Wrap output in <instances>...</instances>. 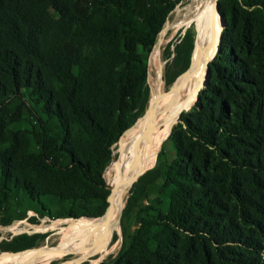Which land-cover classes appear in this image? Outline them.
<instances>
[{
  "label": "trees",
  "instance_id": "obj_1",
  "mask_svg": "<svg viewBox=\"0 0 264 264\" xmlns=\"http://www.w3.org/2000/svg\"><path fill=\"white\" fill-rule=\"evenodd\" d=\"M182 2L0 0V225L30 208L103 214L113 145L145 113L149 53ZM218 9L225 28L206 84L133 183L121 247L102 264H264V0ZM193 43L185 30L166 84L192 62ZM39 236L18 234L0 250L33 249Z\"/></svg>",
  "mask_w": 264,
  "mask_h": 264
},
{
  "label": "bare ground",
  "instance_id": "obj_2",
  "mask_svg": "<svg viewBox=\"0 0 264 264\" xmlns=\"http://www.w3.org/2000/svg\"><path fill=\"white\" fill-rule=\"evenodd\" d=\"M215 2L216 0H189L176 10V15H179L181 19L177 25L184 21L195 22L196 25V52L192 61V77L178 90L175 84L171 94H163L164 96L152 101L146 113V121L140 128L132 131V135L138 138L139 142L134 146L128 162L120 166L119 174L108 183L111 190L115 192L108 214L99 218L80 217L66 220L70 223L65 227H58L61 229L62 236L57 244L44 245L24 252L20 251V253L3 252L0 256L5 253L10 255L0 257V264H47L62 252L95 249L107 241L112 227L117 225L119 210L129 185L139 173L152 166L157 148L161 147L171 131L173 119L166 123L168 129L160 142L161 127L173 117L179 104L187 103L195 94L198 95L205 81L206 59L219 42L216 35L217 27L220 23L223 24L217 15ZM158 51L156 46L154 52L152 51L153 61L157 58ZM187 109L184 105L177 113L176 119L181 111ZM82 259L84 258L71 264H76Z\"/></svg>",
  "mask_w": 264,
  "mask_h": 264
},
{
  "label": "rangeland",
  "instance_id": "obj_3",
  "mask_svg": "<svg viewBox=\"0 0 264 264\" xmlns=\"http://www.w3.org/2000/svg\"><path fill=\"white\" fill-rule=\"evenodd\" d=\"M188 1L189 0H184V2L177 4L174 7V9L169 13V15H168V17H167V19L163 25V28L159 32L157 39H156V42H155L153 48L151 49V52L149 53V57H148V83H149V87H150V93L152 95V100L149 103V105L145 108V113L137 121V124H135L132 127V129L119 142H116L113 145V155H114L113 159L104 171V178L106 181V185L110 189V191H111V188L109 187V184H108L109 181L113 177H115L116 175L119 174L120 166L123 163L128 162L130 154H131L134 146L136 145L137 142H139L138 138H136L132 135L133 134L132 131L134 129L140 128L143 125V123L146 121V118H147L146 113L148 112V109H149L151 103L156 101L161 96L169 95L172 93L171 90H172L173 85H171L169 92H166L165 88H163L164 84H165V80L164 79L160 80L159 76H160V74L163 75L166 62L171 61L174 57L175 46H176V44H178L180 42V38L182 36L181 31L183 29H185V30L192 29L194 32V40H196L195 22L184 21V22L180 23L179 25H177L181 19H180L179 15H176V10ZM222 28H223V24L220 23V25L217 27V32H216L218 39H219L220 32H221ZM194 43H195V41H194ZM156 46H158L159 51H158L157 58L154 59V61H153L151 59V57H152V54H153ZM168 46L171 50V54L168 58H166L164 56V52H165V48H167ZM195 46H196V44H195ZM182 53L184 54V48H182ZM190 57H191V55H190ZM189 64H190V60H189ZM192 64L193 63L191 62V68H192ZM191 77H192V69H191L190 73L187 75V77L182 82L176 84L177 90L183 84H185L188 80H190ZM196 96H197V94H195V96L193 98H191V100H189L187 103L183 102V103L179 104L174 115H173V117L163 124V126L161 127L160 132H159L160 133V142L163 140L164 135L167 132L168 122L173 119L172 124H171V128H172V125L175 124L178 120V118L176 119V115L179 112V110L182 107H184V105H186V107L189 108L192 105V103L195 101ZM184 111H186V110H184ZM160 149H161V147H160ZM160 149H158V150L160 151ZM158 150H157V153L159 152ZM156 160H157V156H156ZM156 160H154V162H153L154 164L150 168L155 166ZM135 179L131 182V184L128 187V190L124 196L121 208L124 207L126 197L129 194V191L133 185L132 183H134L136 181ZM50 205H51L52 209H55L56 204L54 202L50 203ZM121 208H120V210H121ZM120 214H121V212H120ZM120 214H119V217H120ZM119 217H118L117 225L114 226L117 231L112 236V241H113L112 243L108 244L109 237L111 234V231H110L107 241L101 247L95 248V249L83 250L80 252H62L59 255H57L55 258H53L51 261H49L47 264H50L51 262H53L54 264H65L66 262L68 264H71L80 258H84V259L80 260L76 264H98L103 258L104 259L99 264L113 263L115 258H116V255H117V253L121 247V244H122V233H121ZM64 219H66V218H56V217H49V216L39 217L37 215V213L35 212V210L33 208H30L27 211V216L25 218L14 220L10 223L11 225L8 224V226L7 225H0V242H5V241L10 242L14 238V236L21 234V233H27L30 235L40 234V236L37 237V239L35 240L36 241V246H34L35 248H38V247H41L44 245H55L59 242V240L62 236L61 229L58 227H65L68 223H70L69 221H65ZM69 219L72 220V219H76V218H69ZM3 252H11V251L0 250V254ZM65 253H68L69 255H64Z\"/></svg>",
  "mask_w": 264,
  "mask_h": 264
},
{
  "label": "water",
  "instance_id": "obj_4",
  "mask_svg": "<svg viewBox=\"0 0 264 264\" xmlns=\"http://www.w3.org/2000/svg\"><path fill=\"white\" fill-rule=\"evenodd\" d=\"M215 6H216V12H217V15H218V17L221 19V22L223 23V28H222V30H221V32H220V36H219V42H218V44L216 45V47L211 51V53L209 54V56L207 57V59H206V75H205V81H204V83H203V85H202V87L201 88H203L204 86H205V84H206V81H207V76H208V69H209V62L211 61V60H213L214 59V57L216 56V53H217V51H218V47H219V45L222 43V40H223V30H224V28H225V24H224V21H223V16H222V14L220 13V11H219V9H218V0H216V2H215ZM184 32H185V29H183L182 31H181V33L182 34H184ZM195 41V40H194ZM193 46H194V43H193ZM192 50H193V48H192ZM192 53V52H191ZM191 57H190V64H189V66L187 67V69L185 70V71H183L181 74H179L172 82H170V83H165L164 84V87L163 88H166V87H168V86H170V85H175V84H178V83H180V82H182L186 77H187V75L190 73V71H191ZM160 80H163V76H162V74H160ZM197 98H198V96H197ZM151 100H152V95H151V93H150V95H149V97H148V99H147V102L145 103V105H144V107H143V109L141 110V112L139 113V115H138V117L143 113V110L149 105V103L151 102ZM137 117V118H138ZM136 118V119H137ZM133 125V124H132ZM131 125V126H132ZM130 126V127H131ZM129 127V128H130ZM128 128V129H129ZM127 130V129H126ZM125 130V131H126ZM124 131V132H125ZM123 132V133H124ZM122 133V134H123ZM121 137H122V135L119 137V139H118V141L117 142H119V140L121 139ZM147 170V169H146ZM145 172V170L144 171H142L141 173H139L138 175H137V177H136V179L135 180H137V178L142 174V173H144ZM114 194H115V192L114 191H110V193H109V196H108V205H107V207H106V209L104 210V212H103V214L102 215H100V216H97V217H95V218H99V217H102V216H105L106 214H108V212H109V210H110V207H111V205H112V203H113V198H114ZM25 250V249H24ZM22 251V250H21ZM15 252H18V251H15ZM15 252H13V251H11V253H15ZM64 255H69L68 253H65ZM104 259V258H103ZM102 259V260H103ZM101 260V261H102ZM100 261V262H101ZM99 262V263H100ZM98 263V264H99Z\"/></svg>",
  "mask_w": 264,
  "mask_h": 264
}]
</instances>
